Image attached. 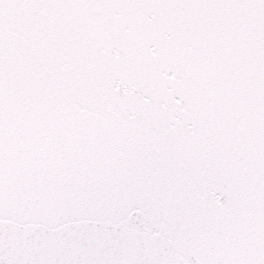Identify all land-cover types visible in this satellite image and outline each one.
<instances>
[{
    "label": "snow or ice",
    "instance_id": "6c2138e0",
    "mask_svg": "<svg viewBox=\"0 0 264 264\" xmlns=\"http://www.w3.org/2000/svg\"><path fill=\"white\" fill-rule=\"evenodd\" d=\"M0 264H264V0H0Z\"/></svg>",
    "mask_w": 264,
    "mask_h": 264
}]
</instances>
